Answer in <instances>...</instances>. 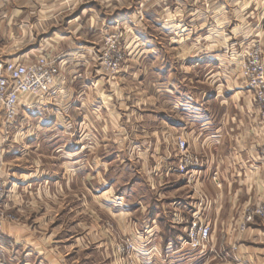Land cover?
<instances>
[{
	"label": "crops",
	"instance_id": "crops-1",
	"mask_svg": "<svg viewBox=\"0 0 264 264\" xmlns=\"http://www.w3.org/2000/svg\"><path fill=\"white\" fill-rule=\"evenodd\" d=\"M132 1L108 0L109 10L105 13L98 6L95 14L80 11L79 21L66 23L78 26L64 35L55 32L52 25L48 27L52 14L43 20V25L30 24L25 31L19 26L21 34L28 32L31 39L44 34L45 44L38 42L34 48L39 49L33 50L32 56L42 53L67 64L63 74L67 88L60 89L58 97L67 98L64 110L68 114L78 112L77 172L85 176L86 163L92 160L87 171L99 186L77 185L79 194L70 199L64 194V188L70 192L69 184H36L37 170L28 174L15 172L5 146H0V176L9 180L10 193L5 204L12 216V221L3 226L0 264H120L114 250L115 240L134 233L138 234L139 245L144 242L142 248L156 250L150 264H166L160 257L173 258L167 264H264V216H254L246 230L240 229L249 211L264 206V123L260 122L259 111L244 87L232 93L224 89L207 90L209 94L202 105L191 96L187 110L203 108L199 118L196 112L182 117L175 111V104L169 109L172 114L167 115L165 107L158 105L159 129L128 137L110 134L122 127H118V115L112 111V97L81 83L88 75L85 65H90L87 51L94 44L86 31L93 30L96 35L98 27L107 23L106 19L128 9ZM149 1L155 2L149 9L160 8L158 15L188 14L190 32L196 34L198 26L205 31L202 45L207 51L216 48L228 51L230 47L238 56L235 58H239L240 53L258 44L264 55V0H189L188 10L183 9V0H142V6L147 9ZM22 10L15 9L14 16L22 14ZM88 15L91 18L87 21L84 18ZM214 33L220 39H213ZM195 40L193 45L198 42ZM79 53L85 58H76ZM14 55L15 51L3 49L0 60H26L23 59L26 55L18 58ZM97 98L105 103L99 108L101 113L92 115ZM100 119H104L109 135L87 136L86 129L94 128L93 124ZM166 132L170 134L171 145ZM178 135L201 159L193 184L172 171L177 161L174 138ZM16 142L17 139H11L6 147ZM92 144L93 148L86 146ZM108 145L111 156L104 169L97 147L107 149ZM132 147L139 150L135 155ZM108 169L117 175L126 172L121 186L115 180L103 178ZM58 170L66 172L65 168ZM25 175L28 179L23 178ZM41 186L45 198H39ZM56 190L58 195L54 196ZM115 195L121 202L114 204ZM198 214L200 221L210 227V238L204 250L191 251L184 239ZM187 252H191V257ZM199 256L203 258L200 262Z\"/></svg>",
	"mask_w": 264,
	"mask_h": 264
},
{
	"label": "rangeland",
	"instance_id": "rangeland-1",
	"mask_svg": "<svg viewBox=\"0 0 264 264\" xmlns=\"http://www.w3.org/2000/svg\"><path fill=\"white\" fill-rule=\"evenodd\" d=\"M107 1L0 0V51H3V49L15 51L14 58L24 55L26 56L23 59L35 57L32 56V53H35L33 50L37 51L39 48L35 49L34 47L40 41L45 44L44 34L34 36L35 39H31L28 32L21 34L19 26L25 31L30 24L43 25V20L47 16L50 18L49 15L52 14L51 20L48 21V27L50 24L55 32L64 35L72 32L78 26L76 22V24L73 23L70 26H67L66 23L70 20L71 22L79 21L78 14L80 11L82 14L88 12L95 14V8L98 6L103 10L101 12L105 13L109 10ZM141 2L142 0H133L128 9L118 12L111 19L108 17L109 19H106L107 23L105 25L97 26L100 28L96 31L97 36L93 30L89 31L88 29L86 31L94 44L90 45V50L87 51L90 65H85L89 69L88 75L83 78L81 83H84L92 91H99L101 94L112 97V101H110L111 104L113 103L112 111L114 110L115 114L118 115V127H122L113 129L114 132L112 131L111 135L114 133V135L121 134L128 135V137L133 135L137 137V135L148 134L149 130L156 131L159 129L157 126L160 120L158 118V105L165 107L167 115L172 114V112H169L170 107L176 105L175 111L182 117L186 118L196 112L199 118L202 116L201 113H204L203 108H197L196 111L194 108L187 110V106L192 102L191 96L197 98L198 103L202 105L203 99L209 94L210 90L216 92L224 89L232 93L234 89L237 90L239 87H244L246 92L249 93L250 101L259 111L260 122L264 123V112L258 102L260 89H254L251 80L244 75L245 64L255 53L259 55L264 67L263 51L258 44L253 45L244 53H240L239 58H235L238 56L232 53L234 51L230 47L228 51L221 48H216L212 52L207 51L202 45L205 42V31H201L200 26H198V32L195 34L192 31L191 33L189 27L190 16L188 14L158 15L157 13L160 11L158 6L149 9V6L155 2H147V9L146 5L142 6ZM182 3L183 9L188 10L189 0H183ZM19 8H23L22 14L14 16V10ZM89 18L91 17L88 15L84 19L89 20ZM198 22L201 21L198 20ZM8 29L11 31H8ZM196 38L198 42L193 45L192 43L196 41ZM213 39H220L218 33L213 34ZM17 43L21 46H16ZM76 55L78 59L85 58V55L81 53ZM49 58L54 59L59 65L61 74L59 83L51 89V96L47 99L38 101L30 98L25 103L28 104L26 107H23L24 103H21L18 115L13 122L6 123L0 115V146H5L8 161L15 172L28 174L31 170L33 172L37 170L36 184H69L70 192L67 193L64 188V194H68L71 199L73 195L79 194L76 190L77 185L99 186V184L96 180L94 181V177L87 171L92 164V160L86 163L85 176L78 175V160L75 156L78 150L79 136L78 112L68 114L64 110L67 98L58 97L59 90L67 88L63 76L67 64L62 63L60 59ZM3 61L6 60H0V62ZM20 62L23 61L20 60ZM74 84L77 87V80ZM175 92L180 93H177V99L175 98ZM103 103L105 102H102L101 98H97L94 102L97 107L92 110V115H97ZM27 107L32 108L27 111V109H24ZM126 119L127 123L125 122ZM15 124L21 125V127L15 128ZM93 126L94 128L89 127L86 129L87 136L109 135L104 119L98 120V124H93ZM149 127L150 129H148ZM165 137L171 145L170 134L166 132ZM11 139H17L18 143L6 147L10 144ZM174 139L175 143L178 139L185 140L180 135ZM86 146L94 147L93 144ZM100 147L101 150H99ZM110 148L111 145H108L107 149L103 146L97 147V151H100L102 155L101 163L104 169L108 167L107 164L110 162L108 161L111 156ZM87 151L89 149H86ZM137 151L139 150H134L132 147L131 152L134 155ZM188 151L196 156L200 162L199 155L189 149ZM176 154L178 155H176L177 163L179 153L176 151ZM15 165L18 166L15 168ZM63 168L66 169V172L58 170ZM197 169L189 177L182 176L188 184H193L192 181ZM103 173H106L103 178L115 180L117 181L116 185L121 186L122 177L126 172L123 171L117 175V173H111V170L108 169ZM77 175L79 178L81 176L82 179L79 180ZM26 176L28 175L23 176V178L28 179ZM0 182L4 184L5 189L0 207L1 217L4 219L1 243L3 226L5 223L12 221V216L5 204V199L10 193L9 180L0 176ZM41 187H39L41 190H38L39 198H45V191ZM53 194L54 196L58 195V191H54ZM87 194L88 196L91 195L88 192ZM95 194L99 195V193ZM116 197L117 200L113 199L114 204L121 202L120 197ZM200 217L201 214L195 215L193 221L199 222ZM106 229L108 228L106 227ZM136 236L138 234L134 233V235H126L117 241L115 240L114 250L120 264H135V262L150 264V258L156 255V250L148 251L142 248L144 242L139 245ZM125 240H130L135 245L136 251L132 255H124L118 252V244ZM187 247L189 246L187 245ZM187 255L191 257V252H187ZM160 258H163L166 264L173 259ZM198 259L200 262L203 258L199 256Z\"/></svg>",
	"mask_w": 264,
	"mask_h": 264
},
{
	"label": "built area",
	"instance_id": "built-area-1",
	"mask_svg": "<svg viewBox=\"0 0 264 264\" xmlns=\"http://www.w3.org/2000/svg\"><path fill=\"white\" fill-rule=\"evenodd\" d=\"M244 75L247 76L254 89H260L258 102L264 112V67L258 54H253L245 64ZM61 78L59 65L54 59L43 54L24 60H8L0 62V115L6 123L13 122L21 103H27L30 98L43 101L51 94V89L59 83ZM176 150L179 160L175 164L174 172L179 176H191L197 167L199 159L189 153L187 142L182 139L176 141ZM4 184L0 182V207L4 195ZM0 213V240L2 237L3 220ZM254 216H264V206L249 211L245 222L241 225L242 231L247 224L253 222ZM185 244L193 251L204 250L209 242L210 227L199 221L190 223L186 231ZM136 251L130 240L118 244V252L132 255Z\"/></svg>",
	"mask_w": 264,
	"mask_h": 264
}]
</instances>
